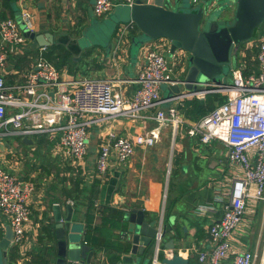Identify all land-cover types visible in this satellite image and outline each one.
<instances>
[{
	"label": "crops",
	"instance_id": "1",
	"mask_svg": "<svg viewBox=\"0 0 264 264\" xmlns=\"http://www.w3.org/2000/svg\"><path fill=\"white\" fill-rule=\"evenodd\" d=\"M93 1L0 0V21L19 18L22 8L29 11L32 15L33 32L51 33L53 40L59 45L55 50L54 44L45 46L44 53L52 51L56 56L55 63L67 55L65 65L61 68L51 62L60 71L62 79L77 81L81 78H108L126 96H131L137 88L134 80L142 62L137 57L138 54L135 56L131 50V36L136 35L137 31L132 30L124 37V41L117 42L120 27L116 24L112 31L106 29L102 41L101 38L88 39L80 43L79 39L85 28L97 23H93L96 17L92 11ZM111 1L118 5L122 0ZM175 6L170 3L168 7ZM109 15L103 18H108ZM72 41L80 46L75 55L66 48ZM103 41L106 42L104 46L100 44ZM162 42L169 49L168 43ZM250 44L245 43V50ZM116 46L118 49L114 50ZM39 48L27 38L21 48L9 50L7 72L4 74L7 86L24 80L22 75L34 64ZM242 53L246 55V51L240 52L241 56ZM183 67L180 65L178 70L174 69L178 77H182ZM167 93L160 91L161 97L166 100L160 105L164 109L176 102H173L174 96L166 97ZM153 113L154 109L142 111L145 116ZM93 119L95 120L88 129V153L79 161L66 155L59 143L60 132L57 131L33 133L29 136L31 143L23 142L22 136L0 135V165L21 178L34 182V191L28 202L30 219L25 232L28 250L21 257L18 247L13 246L16 250V264H45L50 253L48 242L54 233L53 205L59 206L62 218L68 213L67 205L71 206V227L88 244L85 231L90 203L94 204L95 209L94 225L100 224L99 210L102 207L112 206L123 210L127 226L128 212L131 209L142 210L150 225L157 229L163 224L169 226L161 246L163 242L173 239L175 247L173 250L163 249V256L179 253L189 257L188 264H198L197 251L208 247V227L221 217L222 203L217 202L216 198H222L223 201L227 198L225 187L215 189L211 184V178H217L220 174L218 164L224 146L218 141L202 144L198 137L190 136L187 133L189 123L185 119L186 122L178 127L176 133L165 127L155 145L136 146L129 160L119 163L112 159L107 172L98 175L95 168L96 153L109 132L134 137L155 126V121L146 117L130 119L125 116L108 118L100 115L93 116ZM172 174L175 178L179 176L178 183L172 182ZM202 205L210 206L212 210L203 214L196 213V209ZM261 206L262 203H258L249 212L252 218L248 228L249 239L245 241L239 238L244 232V225L241 231L234 234L233 242L242 250L252 249L251 227L255 217L260 214ZM3 222L5 219L0 214L2 231L5 225ZM112 233L114 238L111 240L127 241L131 247L129 232L113 229ZM90 246L93 253L88 264H120L121 257L129 254V251L119 253V262L111 263L103 247ZM153 253L152 245L145 255H135L134 258L138 259V264H152Z\"/></svg>",
	"mask_w": 264,
	"mask_h": 264
},
{
	"label": "built area",
	"instance_id": "2",
	"mask_svg": "<svg viewBox=\"0 0 264 264\" xmlns=\"http://www.w3.org/2000/svg\"><path fill=\"white\" fill-rule=\"evenodd\" d=\"M199 1L191 0L192 3ZM121 2L131 6L134 0ZM114 7L111 0H94L92 11L96 17H102L110 14ZM21 23L24 24L23 29ZM119 27L117 42H122L134 30V23L130 21ZM24 29L33 31V23L31 13L23 8L19 18L0 21V135L24 137L57 131L66 155L79 161L88 153V129L95 120L93 116L146 117L155 121V126L134 137L109 132L96 153L98 175L107 172L112 159L119 163L129 160L136 146L155 145L163 128L169 127L176 133L178 127L186 122L179 109L181 100L210 92L226 95L225 101L207 115L196 122H187V133L198 137L201 143L220 142L229 164L238 171L229 184L226 200L216 198L222 203L221 217L208 227V247L197 251V261L198 264H254L257 257L255 249L242 250L233 241L234 234L243 228L246 215L254 210L256 204L264 203V34L255 42H249L251 44L247 48L255 47L251 63L243 60L246 55L242 53L244 62L233 70L232 85L206 84L202 90L174 96L175 104L164 109L160 107L166 101L160 95L161 85L178 82L174 67L180 58L179 53L170 57L172 62L164 58L159 52L161 45H157L155 40L139 49L137 57L142 62L134 80L137 88L131 96H126L108 78L62 79L60 71L43 56L45 46L39 48L34 64L23 73L24 80L7 86L4 74L7 72L9 50L25 45ZM157 40L169 45L164 38ZM162 45L165 44L162 42ZM117 49L116 46L114 50ZM231 91L235 94L232 95ZM152 109L154 113L151 116L142 114V111ZM33 191V181L25 180L0 165V214L5 219L3 223L11 227V242L18 247L21 257L28 250L25 232L30 219L28 202ZM208 210L212 208L202 205L196 213L203 214ZM161 230L159 227L153 238L152 264L161 263L159 255L165 249L161 246Z\"/></svg>",
	"mask_w": 264,
	"mask_h": 264
},
{
	"label": "water",
	"instance_id": "3",
	"mask_svg": "<svg viewBox=\"0 0 264 264\" xmlns=\"http://www.w3.org/2000/svg\"><path fill=\"white\" fill-rule=\"evenodd\" d=\"M173 3L182 6L183 0H134L129 9L130 21L135 24L138 34L131 37V50L137 56L145 39L150 41L164 38L169 41L168 56L179 53V64L183 67L181 76L175 84H162L161 90L167 91L166 97L177 96L204 89L206 84L217 86L223 83L226 71L233 68L236 52L243 42L252 41L255 30L264 23V0H231L228 16L220 7H200L196 10H175ZM226 14V13H225ZM20 27L23 29L24 24ZM24 36L37 46H49L55 41L51 33H36L24 29ZM68 44L80 46L76 41ZM29 142V136L21 139ZM29 140V141H28ZM54 238H50V253L45 264H88L92 256L91 246L78 237L71 227V206L67 205V215L62 218L59 206L53 205ZM128 240L131 243L129 254L121 257L120 264H138L135 255H145L153 245L157 228L144 218L143 211L131 209L128 212ZM162 238L168 225L161 226ZM173 232V230H172ZM12 231L9 224L3 227L0 237V264L7 263V251L11 248ZM162 247L173 250V239L162 243ZM146 261L147 259L144 258ZM189 257L179 253L161 258L162 264H188ZM261 264H264V251Z\"/></svg>",
	"mask_w": 264,
	"mask_h": 264
},
{
	"label": "rangeland",
	"instance_id": "4",
	"mask_svg": "<svg viewBox=\"0 0 264 264\" xmlns=\"http://www.w3.org/2000/svg\"><path fill=\"white\" fill-rule=\"evenodd\" d=\"M211 4H213L212 7H220L222 9V11L224 12V14H221L223 17L228 16V13L232 10L230 8H228L229 4H231V0H200L197 3H192L191 0H183V4L182 6H175L172 7V9L175 10H182V11H190V10H196L197 8L200 7H206V6H210ZM129 9L130 7L126 4H123L122 2L119 3L118 5H115L114 10L110 13V15L108 16V18H103L105 16L102 17H95L94 18V22L96 23V27L95 26H89L86 27L83 35L81 36V38L79 39V42L82 43L84 41H87L88 39H100L101 41L104 38V34L106 32V29H110L111 31L114 29L115 25H125L130 21V17H129ZM226 13V14H225ZM262 34H264V23L257 29L256 31V39L252 40V42H255V40H257ZM136 36L141 37L140 34H136ZM145 39V44L149 43L150 40ZM157 45H161L159 52L162 54V56L164 58H166L167 60H169L170 62H172V59L169 58L168 56V49L166 48V46L162 45V42H158V40L154 41ZM251 42V41H250ZM106 42H100V44H102V46L105 45ZM248 43V42H247ZM255 47H252L251 49H247L245 50V44H243L242 47H240V50L237 54V57L235 55V59H234V63H233V68L230 71H226L224 77H223V83L224 84H228V85H232L233 84V80H234V73L233 70L235 68H237L240 64H242V62L246 61L248 64L251 62L252 56L254 55L255 51H254ZM241 51H246V56L248 55V57H245L242 61L240 52ZM237 61V62H236ZM179 68V64H177V66L175 65L174 69L178 70ZM162 94V93H161ZM174 102V100H173ZM164 129V128H163ZM162 129V130H163ZM177 135V134H176ZM215 140L209 142L208 144H213ZM203 144V143H202ZM218 168L220 171V174L218 175L217 178H211V184H213L214 188H218V187H225V189L229 190V184L231 182V180L233 179V177L235 175L238 174V171L236 170V168L233 165L229 164V159L225 153V149L223 150L221 156H220V161L218 164ZM174 174H172V182L178 183L179 182V176H176V178L173 176ZM252 223V218L250 216V214L246 215L245 220H244V232L240 234L239 238L242 240L247 241L249 239V225ZM251 246L253 249H255L256 253H257V257L254 261V264H261L262 261V255H263V251H264V203H262L261 209H260V214L257 215L255 217V219L253 220V224L251 227Z\"/></svg>",
	"mask_w": 264,
	"mask_h": 264
},
{
	"label": "trees",
	"instance_id": "5",
	"mask_svg": "<svg viewBox=\"0 0 264 264\" xmlns=\"http://www.w3.org/2000/svg\"><path fill=\"white\" fill-rule=\"evenodd\" d=\"M138 31L137 27L134 24V30ZM256 31L254 32L252 40L256 39ZM132 37V36H131ZM246 42H243L239 45V48L236 52L237 54L240 50V47L243 46ZM53 49L57 48L58 43H53ZM61 45V44H60ZM66 48L70 51L71 54L75 55V53L79 52V47L76 45L68 44ZM255 51V49H254ZM43 56L49 60L50 62L55 63L56 56L51 52L43 53ZM67 55L61 57L60 61H57L55 65L57 68H61L65 65ZM246 57L249 58L247 55ZM251 63V62H250ZM226 99V95L219 92H210L204 95L192 96L181 101V105H179L180 112L184 116V118L190 122H196L205 115H207L210 111H212L217 105L223 103ZM101 212L100 216V224L94 225L93 220L95 217V209L94 204L90 203L89 210L86 216V231H85V239L86 242L93 247H103L107 252V257L111 263L119 262V253H127L130 249L129 242L120 241V240H111L114 238L112 233L113 229H119L121 231H126L128 229L127 221L124 217V211L117 209L112 206L102 207L99 210ZM167 214V213H166ZM2 228L0 227V237L2 236ZM53 236V234H52ZM52 236L50 238H52ZM102 238V239H101ZM15 248L12 246L7 251V263L8 264H16L15 262ZM161 258L163 255L160 253Z\"/></svg>",
	"mask_w": 264,
	"mask_h": 264
},
{
	"label": "bare ground",
	"instance_id": "6",
	"mask_svg": "<svg viewBox=\"0 0 264 264\" xmlns=\"http://www.w3.org/2000/svg\"><path fill=\"white\" fill-rule=\"evenodd\" d=\"M231 94H232V95H234V94H235V92H234V91H231Z\"/></svg>",
	"mask_w": 264,
	"mask_h": 264
}]
</instances>
